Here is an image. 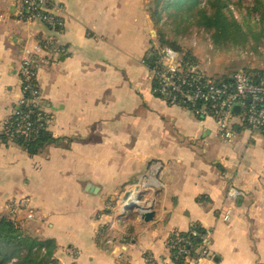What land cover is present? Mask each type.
<instances>
[{
  "label": "crops",
  "instance_id": "crops-1",
  "mask_svg": "<svg viewBox=\"0 0 264 264\" xmlns=\"http://www.w3.org/2000/svg\"><path fill=\"white\" fill-rule=\"evenodd\" d=\"M56 1L72 17L62 29L15 20L12 0H0V124L21 94L15 46L32 35L50 42L37 83L56 139L36 155L0 141V216L27 199L28 234L55 241L57 264H149L147 255L173 264L168 243L195 224L211 233L213 264H264L263 136L236 120L222 140L211 116L156 93L141 63L157 40L148 0ZM154 162L166 186L146 195L152 220L121 215L126 190Z\"/></svg>",
  "mask_w": 264,
  "mask_h": 264
},
{
  "label": "built area",
  "instance_id": "built-area-1",
  "mask_svg": "<svg viewBox=\"0 0 264 264\" xmlns=\"http://www.w3.org/2000/svg\"><path fill=\"white\" fill-rule=\"evenodd\" d=\"M12 2L15 7L14 19L18 21L40 22L49 29L55 27L62 29L66 22L72 20L65 6L56 0H12ZM25 40L15 46L22 54L18 68L21 94L12 108V115L19 114L18 123L14 126V134L27 135L35 133L37 127H30L29 123L21 124L22 121L27 120L28 114L22 116L18 107L26 103L25 93L35 94L30 78L36 77L41 69L45 61L44 57L50 51L48 48L50 42L39 40L32 35L26 36ZM262 40L264 43V36ZM259 50L264 59V48ZM253 56L251 55V58ZM208 62L209 56L206 55L205 60L200 63L193 62L186 65L177 50L167 45H160L158 42L152 44L149 58L141 61L148 68L150 78L155 83V91L161 98L189 107L196 116H211L215 120L216 132L220 139L226 141L233 139L236 134L234 130L236 120H240L264 138V68H240L229 78L217 81L205 76ZM33 103L34 106H40L39 95L33 99ZM236 104L242 106L240 116H236L231 111ZM3 123L5 121L0 125ZM164 170L160 162L152 163L139 178L137 186L126 190L128 195L121 202V215H125V211L129 209H134L140 217L152 212L155 205L153 195L166 186L161 178ZM262 171L264 174V166ZM148 192L153 195L146 197ZM227 194L229 200H235L238 192L229 188ZM10 213L16 220L19 215L27 220L33 218L32 213L29 212L27 199L12 202ZM230 219L229 214L224 216L226 222ZM211 243V233L207 231L201 237L195 255L189 250H181L183 264H202L206 260H209L206 264H213ZM147 261L149 264L155 263L151 255H147Z\"/></svg>",
  "mask_w": 264,
  "mask_h": 264
},
{
  "label": "trees",
  "instance_id": "trees-1",
  "mask_svg": "<svg viewBox=\"0 0 264 264\" xmlns=\"http://www.w3.org/2000/svg\"><path fill=\"white\" fill-rule=\"evenodd\" d=\"M149 15L153 21L157 42L177 50L183 62H196L193 51L185 48L179 39L208 34L215 49L231 47L256 48L264 35V0H148ZM232 8V10L230 9ZM238 12L235 18L232 11ZM167 29V31L165 30ZM174 39H171L170 37ZM226 78V77H225ZM224 78V79H225ZM35 94L25 93L26 103L19 112L30 127H37L33 134L15 133L19 114L11 115L0 125V141L12 139L29 155L43 152L56 142L48 130L45 105L34 106L33 99L39 95L37 76L30 78ZM223 80V79H222ZM39 126V127H38ZM8 134V135H6ZM12 135V137H10ZM207 232L195 224L187 232H176L168 243L173 264H183L181 250L194 255ZM53 239H40L22 230L19 222L9 215L0 216V264H57Z\"/></svg>",
  "mask_w": 264,
  "mask_h": 264
},
{
  "label": "rangeland",
  "instance_id": "rangeland-1",
  "mask_svg": "<svg viewBox=\"0 0 264 264\" xmlns=\"http://www.w3.org/2000/svg\"><path fill=\"white\" fill-rule=\"evenodd\" d=\"M230 9L232 10L231 7ZM232 13L235 18L238 17L237 11L234 10L232 11ZM165 30L167 31L166 28ZM205 35L206 36L194 35L191 38L179 39V42L184 47L192 49L196 57L202 58L203 53H205L204 43L209 40L212 44L209 35ZM156 36L154 35L153 39L156 38ZM170 38L174 39L172 36ZM193 38L196 40L195 46L193 45ZM206 38L208 39L206 40ZM153 41L157 42L156 39H154ZM260 48H264L263 40H261L259 45L254 49L248 48V46L246 48L227 46L225 48L215 49L214 45L212 44V48H209L210 50L206 51L207 55L209 56V62L206 64L205 76L217 81H221L225 77L229 78L230 76H232V74L240 68H264V59L260 53ZM251 55L254 56L251 58ZM10 137H12V135H10ZM9 216L12 217L13 214L10 213ZM17 220H21V223L23 222V225L21 226L22 230H24L28 234L30 230V224L28 222L29 220L23 218L20 215L17 217Z\"/></svg>",
  "mask_w": 264,
  "mask_h": 264
},
{
  "label": "water",
  "instance_id": "water-1",
  "mask_svg": "<svg viewBox=\"0 0 264 264\" xmlns=\"http://www.w3.org/2000/svg\"><path fill=\"white\" fill-rule=\"evenodd\" d=\"M149 26H150V34H151V37H153L154 35L156 36V32H155V29H154V25L152 24V22L150 21L149 22ZM241 109H242V106L239 105V104H236L232 107L231 111L233 112V114H235L236 116H240L241 115ZM127 193H125L124 195V198H123V201L125 200V198L127 197ZM153 215L154 213H147L143 216V220L145 221H150L152 220L153 218Z\"/></svg>",
  "mask_w": 264,
  "mask_h": 264
}]
</instances>
